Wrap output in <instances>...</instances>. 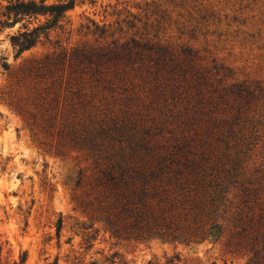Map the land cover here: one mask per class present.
<instances>
[{
  "label": "rangeland",
  "instance_id": "rangeland-1",
  "mask_svg": "<svg viewBox=\"0 0 264 264\" xmlns=\"http://www.w3.org/2000/svg\"><path fill=\"white\" fill-rule=\"evenodd\" d=\"M42 21L0 25V264H247V255L226 247V230L218 237L209 226L192 231L194 224L184 239L136 236L115 216L110 227L90 176L98 153L120 148L195 153L205 181L231 183L224 194L232 204L250 181L264 206V0H77L62 28L16 55L10 36ZM130 37L188 47L200 65L226 69L215 76L227 72L224 83L255 88L246 110L256 140L247 138L230 150L239 156L228 158L221 143L212 144L215 137L147 132L141 123L152 124L150 118L124 116L135 107L125 106L123 94L102 91L72 64L49 63L60 50Z\"/></svg>",
  "mask_w": 264,
  "mask_h": 264
},
{
  "label": "trees",
  "instance_id": "trees-1",
  "mask_svg": "<svg viewBox=\"0 0 264 264\" xmlns=\"http://www.w3.org/2000/svg\"><path fill=\"white\" fill-rule=\"evenodd\" d=\"M5 1L0 10L1 26L43 17L40 24L29 28L25 23L22 31L10 36L18 55L33 47L40 37L48 38L52 29L62 28L66 12L77 0L49 4L46 0ZM98 31L99 36L106 32L103 28ZM49 63L72 64L80 72L89 73L102 91L123 94L125 106L135 107L124 116L150 118L152 124L141 123L147 132L166 130L184 138L215 137L212 144L221 143L217 146L228 158L239 156L230 150L237 152L235 147L248 144L247 138L256 140L252 136L256 122L246 110L256 99L255 88L243 82L224 83L227 72L215 77L224 68L200 65L196 53L188 47L178 50L135 37L112 39L70 52L60 50ZM2 66L8 69L7 63ZM140 91L145 93V100ZM126 120V124H140ZM118 151L98 153L90 176L98 209L105 213L110 227L115 216L124 223L125 233L135 229L139 232L136 236L157 234L184 239L191 236L188 227L194 224L192 231L201 233L209 226L210 230L217 229L218 237L226 230L229 250L247 255V264H264V206L257 204L250 181L241 184L240 200L232 204L224 194L231 183L225 178L205 181L202 160L195 153ZM60 225L58 221L57 233Z\"/></svg>",
  "mask_w": 264,
  "mask_h": 264
}]
</instances>
